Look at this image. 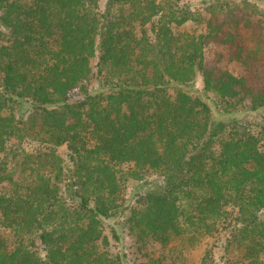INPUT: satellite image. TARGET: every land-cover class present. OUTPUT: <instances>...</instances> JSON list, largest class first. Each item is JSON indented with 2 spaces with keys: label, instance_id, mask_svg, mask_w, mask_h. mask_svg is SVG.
Wrapping results in <instances>:
<instances>
[{
  "label": "trees",
  "instance_id": "trees-1",
  "mask_svg": "<svg viewBox=\"0 0 264 264\" xmlns=\"http://www.w3.org/2000/svg\"><path fill=\"white\" fill-rule=\"evenodd\" d=\"M190 22L201 14L180 0H0V264H124L105 226L126 214L139 242L218 237L264 255V127L217 121L184 89L201 73L225 114L264 110V13L217 1L205 34L178 31ZM211 43L245 74L206 69Z\"/></svg>",
  "mask_w": 264,
  "mask_h": 264
},
{
  "label": "rangeland",
  "instance_id": "rangeland-1",
  "mask_svg": "<svg viewBox=\"0 0 264 264\" xmlns=\"http://www.w3.org/2000/svg\"><path fill=\"white\" fill-rule=\"evenodd\" d=\"M217 1L230 2L235 5L241 4L245 0H180L181 5L187 7L191 11L201 14L202 22H190L178 29L180 33H190L201 35L206 33V21L209 18V9L213 3ZM251 6L264 13V0H246ZM96 64V63H95ZM204 66L206 69L217 68L222 71H227L236 77H242L245 74L243 65L236 61H231L229 49L227 46L211 43L204 50ZM96 73V70H95ZM260 74L264 75L261 69ZM100 80L94 74L88 82V90L93 93L99 90ZM187 92L195 96H203L212 108L213 116L217 121L228 122L229 119H236L244 125H249L252 131H259L264 127V110L252 111L249 101L240 105L237 112L225 114L213 99L209 101L205 92L203 75L198 73L194 82L184 88ZM83 99L80 90H75L69 94V100L77 103ZM25 109L29 105L23 106ZM26 115V110L18 113V117ZM257 133V132H255ZM17 145V141H13ZM27 152H32L34 145L27 141L21 142L19 145ZM17 148L16 146H14ZM57 154L68 160V150L65 146L58 148ZM123 174V168H121ZM120 174V175H121ZM154 177L138 181L130 179L124 188V192L119 197V203L126 207L132 206L133 202L138 199V196L145 191L155 181ZM128 214L112 218L106 222V235L109 238V250L114 255L121 257L124 264H143L149 260H158L162 264H203L206 258V264H264V255L259 256L258 260L250 257L245 249L230 248L227 249L218 237L206 238L198 246H190L184 242L174 240L169 243H161L153 240L139 242L130 231ZM264 220V213L262 215ZM0 232L4 233V229L0 228ZM11 241L9 233L4 234ZM224 240L226 239L223 238ZM41 249V247L39 248Z\"/></svg>",
  "mask_w": 264,
  "mask_h": 264
}]
</instances>
